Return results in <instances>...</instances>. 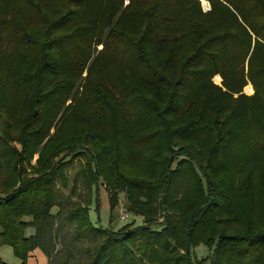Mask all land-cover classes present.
<instances>
[{
  "label": "trees",
  "instance_id": "16d2710c",
  "mask_svg": "<svg viewBox=\"0 0 264 264\" xmlns=\"http://www.w3.org/2000/svg\"><path fill=\"white\" fill-rule=\"evenodd\" d=\"M207 1L0 0V250L43 249L80 161L87 264H264V0ZM103 180L142 225L93 222Z\"/></svg>",
  "mask_w": 264,
  "mask_h": 264
},
{
  "label": "rangeland",
  "instance_id": "374dc122",
  "mask_svg": "<svg viewBox=\"0 0 264 264\" xmlns=\"http://www.w3.org/2000/svg\"><path fill=\"white\" fill-rule=\"evenodd\" d=\"M207 1V0H206ZM209 2H207L208 5ZM206 6V5H205ZM203 6L205 11L208 8ZM215 81V80H214ZM216 84L221 85L220 83ZM251 87L252 93H246V88ZM244 89V93L247 95H253L254 89L252 85H248ZM38 155L35 156L33 164H36ZM81 162L76 161L71 167L66 171L67 176L70 178L71 183L67 189H63L61 183L58 182V195L53 200V208L51 211V216L49 221V227L45 235V241L43 249L37 248L30 253V264H64L66 259H69L72 264H87L90 260V252L94 248L97 240H77L76 239V226L74 224L66 221V213L68 208L74 202L84 203L85 199L89 197V190L87 189L85 183L78 176L77 178V190L76 193L73 191V180L77 177V173L81 170ZM100 199L101 207L97 211L95 203L91 206V218L94 223L104 228H112L114 230H119L123 226L135 223V225H142L143 218L136 216L127 209L128 199L126 193H120L118 197V205L114 210L113 220L111 222L110 216V198L113 197L114 192L108 187L106 181H102L100 184ZM92 194V193H91ZM94 198V195L92 194ZM163 216L160 215L158 220L161 221ZM27 220H30L28 218ZM36 234V229H30L28 231V236H34ZM212 251L206 245H200L193 250V255L197 257L198 260L210 256ZM1 259L7 264H20L19 259H17L10 247L5 246L0 250Z\"/></svg>",
  "mask_w": 264,
  "mask_h": 264
},
{
  "label": "water",
  "instance_id": "95a60500",
  "mask_svg": "<svg viewBox=\"0 0 264 264\" xmlns=\"http://www.w3.org/2000/svg\"><path fill=\"white\" fill-rule=\"evenodd\" d=\"M202 1V6H205V3H204V1H206V0H201ZM208 2V1H207ZM208 6H209V8H208ZM208 6H207V8H208V10H210V4L208 3ZM206 7V6H205ZM221 82H222V80H221Z\"/></svg>",
  "mask_w": 264,
  "mask_h": 264
},
{
  "label": "crops",
  "instance_id": "0c3cea01",
  "mask_svg": "<svg viewBox=\"0 0 264 264\" xmlns=\"http://www.w3.org/2000/svg\"><path fill=\"white\" fill-rule=\"evenodd\" d=\"M19 261H20V260H19ZM30 261H31V259L29 258L28 264H30ZM20 263H21V261H20Z\"/></svg>",
  "mask_w": 264,
  "mask_h": 264
}]
</instances>
